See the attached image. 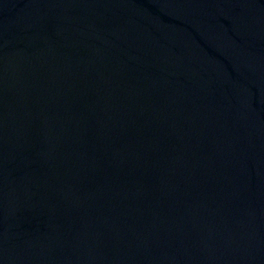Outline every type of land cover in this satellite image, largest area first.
Masks as SVG:
<instances>
[{"label":"water","instance_id":"1","mask_svg":"<svg viewBox=\"0 0 264 264\" xmlns=\"http://www.w3.org/2000/svg\"><path fill=\"white\" fill-rule=\"evenodd\" d=\"M0 264H264V0H0Z\"/></svg>","mask_w":264,"mask_h":264}]
</instances>
